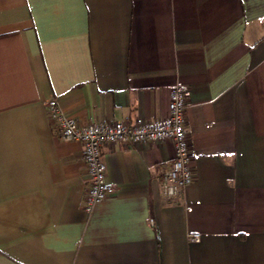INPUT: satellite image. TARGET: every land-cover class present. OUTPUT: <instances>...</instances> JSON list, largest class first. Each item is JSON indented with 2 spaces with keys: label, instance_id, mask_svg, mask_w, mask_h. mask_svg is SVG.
<instances>
[{
  "label": "crops",
  "instance_id": "0c3cea01",
  "mask_svg": "<svg viewBox=\"0 0 264 264\" xmlns=\"http://www.w3.org/2000/svg\"><path fill=\"white\" fill-rule=\"evenodd\" d=\"M263 17L264 0H0V264H264ZM176 84L191 183L163 197L170 141L103 147L116 192L86 213L82 145L46 102L150 124Z\"/></svg>",
  "mask_w": 264,
  "mask_h": 264
},
{
  "label": "built area",
  "instance_id": "2783aa9c",
  "mask_svg": "<svg viewBox=\"0 0 264 264\" xmlns=\"http://www.w3.org/2000/svg\"><path fill=\"white\" fill-rule=\"evenodd\" d=\"M264 29V17L261 19ZM187 90L176 84L169 93L168 116L150 124L128 125L123 122L95 121L81 124L67 117L56 100L46 102L49 122L64 141H77L82 145L88 185L83 200V210L90 213L94 206L116 192V187L106 180V167L102 160L103 147L115 144L129 145L147 142L170 141L174 158L170 168L161 174L160 189L163 197L174 199L191 183V151L185 130ZM190 242H199V234H190Z\"/></svg>",
  "mask_w": 264,
  "mask_h": 264
}]
</instances>
